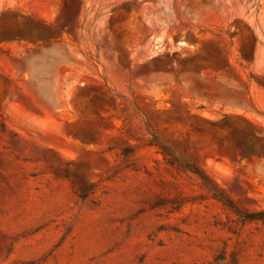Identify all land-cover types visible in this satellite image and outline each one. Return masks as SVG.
<instances>
[{
  "label": "rangeland",
  "instance_id": "obj_1",
  "mask_svg": "<svg viewBox=\"0 0 264 264\" xmlns=\"http://www.w3.org/2000/svg\"><path fill=\"white\" fill-rule=\"evenodd\" d=\"M188 162L264 210V0H0V264H264Z\"/></svg>",
  "mask_w": 264,
  "mask_h": 264
},
{
  "label": "trees",
  "instance_id": "obj_2",
  "mask_svg": "<svg viewBox=\"0 0 264 264\" xmlns=\"http://www.w3.org/2000/svg\"><path fill=\"white\" fill-rule=\"evenodd\" d=\"M156 140H157V139H156ZM157 141H159V140H157ZM158 143H159V145L162 147V151H163V153L166 154V153H169V152L172 151L171 148L168 147L167 145H165V144H163V143H161V142H158ZM186 167H187L190 171H192V172H194L195 174H197V175L200 177V179L202 180V182H203L205 185H207V186L209 187L210 190H211V189L213 190L214 195H215V197H216L217 199L221 200V201H222L225 205H227L228 207L234 209V211H236V213H237L238 215H240V216H242V217H244V218H246V219H250V220H261V221L264 222V210H263V211H260L259 213H256V214H245V213L241 212L240 210H238V209L235 207V205H234V203L232 202V200H230L229 198H227V197L225 196V194H224L222 191H220L219 189H217V188L211 183L210 178H209L206 174H204V173L201 171L200 168H198L197 166H195L194 164L189 163V162L186 163Z\"/></svg>",
  "mask_w": 264,
  "mask_h": 264
}]
</instances>
